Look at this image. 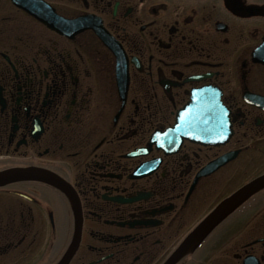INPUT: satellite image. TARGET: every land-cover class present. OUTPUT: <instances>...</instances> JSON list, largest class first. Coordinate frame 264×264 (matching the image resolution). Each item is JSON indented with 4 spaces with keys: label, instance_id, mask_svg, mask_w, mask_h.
I'll return each instance as SVG.
<instances>
[{
    "label": "flooded vegetation",
    "instance_id": "af4514ba",
    "mask_svg": "<svg viewBox=\"0 0 264 264\" xmlns=\"http://www.w3.org/2000/svg\"><path fill=\"white\" fill-rule=\"evenodd\" d=\"M47 1L65 18H101L124 53L93 29L67 36L0 0V172L66 183L0 185V264H61L77 212L68 264H165L264 173V63L254 56L264 0ZM214 88L230 110V139L172 148L165 132L178 111L193 91ZM245 167L261 168L246 179ZM174 264H264V188Z\"/></svg>",
    "mask_w": 264,
    "mask_h": 264
},
{
    "label": "water",
    "instance_id": "95a60500",
    "mask_svg": "<svg viewBox=\"0 0 264 264\" xmlns=\"http://www.w3.org/2000/svg\"><path fill=\"white\" fill-rule=\"evenodd\" d=\"M16 5L26 9L51 28L66 34L73 35L85 28H95L105 42L108 40L107 31L97 26L89 17H80L68 20L59 16L55 9L42 0H12ZM110 42V41H109ZM113 48V45H110ZM264 50V45L262 47ZM264 62V58L262 59ZM126 67V66H125ZM257 98H255L256 101ZM232 133L230 111L222 103L221 92L214 89H201L192 92L190 102L178 111L177 120L173 127L165 132L168 141H175L172 148L179 147L184 138L204 144H221L228 140ZM158 144L157 137L154 138ZM154 142V140L152 141ZM159 146V144H158ZM170 146V145H167ZM170 150L171 147H169ZM228 156L214 161V167L228 161ZM37 179L56 183L62 187L65 181L51 172H39L33 169H14L0 172V185L8 182ZM264 187V174L251 180L231 196L222 201L197 227L185 238L173 255L165 264H174L192 245L207 236L218 224L226 219L241 204L247 201L253 194ZM82 226V215L76 214V233L71 251L61 264H68L73 252H75Z\"/></svg>",
    "mask_w": 264,
    "mask_h": 264
},
{
    "label": "rangeland",
    "instance_id": "374dc122",
    "mask_svg": "<svg viewBox=\"0 0 264 264\" xmlns=\"http://www.w3.org/2000/svg\"><path fill=\"white\" fill-rule=\"evenodd\" d=\"M245 168H246L247 172H248L249 170H251V173H247V172H246V175L248 174L247 177H246V179H248L251 175L256 174L257 171H258V169L261 168V167H245ZM249 172H250V171H249Z\"/></svg>",
    "mask_w": 264,
    "mask_h": 264
}]
</instances>
